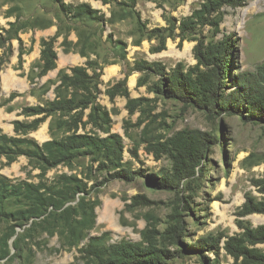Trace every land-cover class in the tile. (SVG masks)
I'll list each match as a JSON object with an SVG mask.
<instances>
[{"label":"rangeland","instance_id":"rangeland-1","mask_svg":"<svg viewBox=\"0 0 264 264\" xmlns=\"http://www.w3.org/2000/svg\"><path fill=\"white\" fill-rule=\"evenodd\" d=\"M204 1L0 0L3 132L39 143L72 134L107 137L117 133L124 144L120 162L85 148L70 164H60L45 175L24 155L12 163L3 156L0 176L35 183L42 178L52 182L63 174L81 178L87 186V199L99 200L88 234L102 236L107 246L123 241L148 245L146 232L157 247L170 251L164 262L157 264H234L225 244L242 232L239 221L250 226L264 224L262 213L239 215L248 196L264 201V193L255 185L256 179L264 177V119L252 114L247 103L232 111L198 108L166 97L159 87L179 64L185 71L196 65V45L228 41L230 74L223 79L221 93L237 105L262 90L258 84L264 83V0L223 7L219 28L201 25L182 32L181 21ZM63 3H86L98 12L92 17L77 15ZM44 40L51 41L57 53L56 68L46 74H42L41 61ZM156 63L164 75L159 74ZM73 67L85 69L82 78L88 90L63 85L62 77L65 73L72 76ZM66 83L72 82L66 79ZM116 86L127 89L129 97L111 96L110 90ZM58 92L64 99H75L71 108L46 116L37 130L26 135L15 131L16 120L30 123L37 117L22 114L25 107L47 105ZM197 129L217 140L210 144L193 177V190H188V181L179 188L165 186L162 177L172 173L173 162L162 152L161 143L179 132ZM121 170L129 177L117 176ZM178 196L184 200L178 201ZM178 202L185 229L181 243L175 244L167 237V229ZM9 225L0 222V264H84L79 250L89 239L68 246L52 218L17 226V234L8 241L10 254L4 256ZM18 235L22 237L16 249L13 243ZM209 238L218 244L186 250V244L193 248ZM258 247L264 249V244Z\"/></svg>","mask_w":264,"mask_h":264},{"label":"trees","instance_id":"trees-1","mask_svg":"<svg viewBox=\"0 0 264 264\" xmlns=\"http://www.w3.org/2000/svg\"><path fill=\"white\" fill-rule=\"evenodd\" d=\"M109 3L111 0H102ZM244 0H205L201 6L195 9L191 15L184 18L179 29L184 32H192L198 26L211 25L219 28L222 21L221 10L225 6L237 7ZM66 10L77 15L93 16L97 10L83 3L77 6L63 3ZM41 53L42 74L56 68L57 53L52 47V42L44 40ZM228 41L209 44L203 46L198 44L195 47V57L197 63L188 70H183L179 64L167 77L166 83L159 87V92L170 98L182 99L190 102L198 108H223L228 111L240 110V106L247 103L252 110V114L264 119V83L262 90H256L249 94V99H242V103L235 105V101L226 100L222 94L224 86L223 79L230 73L231 59L228 57ZM22 55V53H21ZM158 66L159 74L164 75V69ZM73 75L64 74L63 85L76 86L83 89L88 87L82 78L86 76L85 69L81 67L72 68ZM73 77L77 81L74 80ZM66 79L72 83H66ZM1 80V78H0ZM264 81V77H262ZM111 96L122 94L129 97L127 89L121 90L119 86L110 90ZM14 96V95H13ZM234 97L237 99L239 96ZM75 99L61 97L58 92L57 98L49 101L47 105H36L25 107L22 114L26 116H37L30 123H23L19 120L14 122L15 131L26 135L30 131L39 128L45 117L55 111H65L71 108V103ZM131 102V101H130ZM227 105V106H226ZM226 106V107H225ZM130 108V106H129ZM133 111V109H130ZM250 112V111H249ZM216 137H211L202 130H187L176 134L163 146V153H167L173 162V171L170 175L162 177L165 186L179 188L183 181H188V190H193V177L201 169V164L206 158V153L212 141L216 142ZM92 149L102 153L105 159H115L117 162L123 159V138L120 134L114 133L107 137H95L88 134H72L62 139H51L43 143L26 136H11L3 132L0 128V158L6 157L8 163L14 162L20 155L29 159V164L41 170V175L60 164H70L83 149ZM155 150V149H153ZM118 166V163L116 164ZM119 177H129L120 171ZM161 183V184H162ZM255 185L264 193V177L255 180ZM84 193V194H83ZM87 186L84 181L72 175L63 174L57 180L47 182L45 179L38 183L28 180L14 182L9 177L0 176V222L10 223L9 230L4 238V256L10 254L8 241L17 233L16 227L23 228L31 220L42 218L43 222H49L51 218L55 221L56 230L64 238L68 246H74L88 238L79 252L84 264H157L164 262L169 250L157 247L152 237L145 238L148 245L142 246L140 243L123 241L121 243L105 245L102 236H89L88 231L93 227L96 219L95 208L99 200H88L86 197ZM144 199V196L135 197ZM79 199V200H78ZM184 200L183 196H178V201ZM78 202L76 205L73 202ZM180 202L174 206L167 233L173 243H181L180 238L184 233V223L181 220ZM16 206V209H12ZM253 213L264 214V201L248 196L242 205L239 215L245 217ZM242 232L228 238L225 244L227 252L234 257V264H264V249L258 247L264 244V224L250 226L243 220L239 221ZM27 230V229H26ZM53 233V231H52ZM21 236H17L13 245L19 248ZM218 244L214 238L204 239L195 244L193 248L186 244V250H200L205 246L211 247Z\"/></svg>","mask_w":264,"mask_h":264},{"label":"bare ground","instance_id":"bare-ground-1","mask_svg":"<svg viewBox=\"0 0 264 264\" xmlns=\"http://www.w3.org/2000/svg\"><path fill=\"white\" fill-rule=\"evenodd\" d=\"M132 83H133V81H132Z\"/></svg>","mask_w":264,"mask_h":264}]
</instances>
